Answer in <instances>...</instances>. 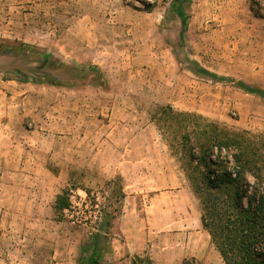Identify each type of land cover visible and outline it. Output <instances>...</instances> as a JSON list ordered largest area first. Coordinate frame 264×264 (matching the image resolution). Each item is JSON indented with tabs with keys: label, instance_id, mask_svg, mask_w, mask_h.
I'll list each match as a JSON object with an SVG mask.
<instances>
[{
	"label": "rangeland",
	"instance_id": "374dc122",
	"mask_svg": "<svg viewBox=\"0 0 264 264\" xmlns=\"http://www.w3.org/2000/svg\"><path fill=\"white\" fill-rule=\"evenodd\" d=\"M172 2L0 0V116L22 156L10 177L24 252L16 264H72L91 232H107L103 264H146L129 248L148 236L150 205L158 214L148 239L196 230L174 219L200 214L181 146L198 117L246 133L264 156V95L242 89L264 91V0ZM166 106L194 125L165 121ZM235 153L210 154L234 172ZM256 163L264 177V159ZM64 190L71 207L58 214ZM34 192L41 205L32 209Z\"/></svg>",
	"mask_w": 264,
	"mask_h": 264
},
{
	"label": "trees",
	"instance_id": "16d2710c",
	"mask_svg": "<svg viewBox=\"0 0 264 264\" xmlns=\"http://www.w3.org/2000/svg\"><path fill=\"white\" fill-rule=\"evenodd\" d=\"M188 1L173 0L172 7L176 9L180 3ZM242 89L264 95V91L256 87L243 84ZM159 110L165 121L167 118L174 120L185 130L194 125L192 118L195 116L190 113H176L168 106ZM198 119L202 122L195 124L197 130L194 128L190 132L195 136V143L190 140L189 132H183L181 146L186 155L184 166L199 200L202 226L224 264H264V177L260 173L262 168L256 163L264 156L251 150L254 143L246 133ZM213 148L220 153L223 149L236 150L232 156L234 172L226 168L227 160H212ZM247 173L253 177V185L247 181ZM70 207L68 192L64 190L55 198L54 211L62 214ZM118 210V206L111 208L108 216L115 219ZM106 236L107 232H91L75 264H103L104 248L100 238ZM146 264L151 263L146 261ZM180 264L191 263L186 260Z\"/></svg>",
	"mask_w": 264,
	"mask_h": 264
},
{
	"label": "crops",
	"instance_id": "0c3cea01",
	"mask_svg": "<svg viewBox=\"0 0 264 264\" xmlns=\"http://www.w3.org/2000/svg\"><path fill=\"white\" fill-rule=\"evenodd\" d=\"M11 111L12 108L10 107V112H8L10 116L13 115ZM2 113H6V108H2V104L0 103V115H2ZM14 136L15 130L11 125V121L9 120L6 122L2 120L0 116V264H16V262L13 261L15 257L14 253L16 252L17 255L24 253L23 249L19 252L18 248L15 246V244L20 243L21 235L16 233V225H18V223L16 222L15 224L14 220H12L13 216L16 218L20 216L13 214L10 208V177L13 175L11 170L16 164L19 166L22 162V156H16L12 153L19 145L21 146L20 142L16 141ZM29 198L28 203H32V209L38 206V204L41 205V203H37L36 201L38 199L36 192ZM49 208L51 210L50 206H48V209ZM144 211L147 214L145 219L149 229L148 236H145L141 244L129 248V250H134L136 255L140 256L144 254L147 256L146 261L151 264H180L183 261L193 259L202 261L203 264H224L219 252L214 248L215 246H212V252H210V254H206L207 242L211 239L209 233L202 226L199 213L197 216L194 215L193 217L192 214L180 212L179 216L177 215L176 219H174L176 225L181 227V229L184 227L188 230L195 227L196 230H189L186 235L182 231L175 235L162 232L160 233L158 242H155L152 241L153 239L150 240L148 238L151 233L156 232L153 224L157 217L158 210H153L150 205L144 208ZM164 224L165 223H163L162 226H165ZM208 255L212 256L213 261L210 260ZM72 262V264H75L76 259L74 260V258H72ZM55 264L63 263L56 262Z\"/></svg>",
	"mask_w": 264,
	"mask_h": 264
},
{
	"label": "built area",
	"instance_id": "2783aa9c",
	"mask_svg": "<svg viewBox=\"0 0 264 264\" xmlns=\"http://www.w3.org/2000/svg\"><path fill=\"white\" fill-rule=\"evenodd\" d=\"M130 264H133V263H130ZM139 264H142V263H139Z\"/></svg>",
	"mask_w": 264,
	"mask_h": 264
}]
</instances>
